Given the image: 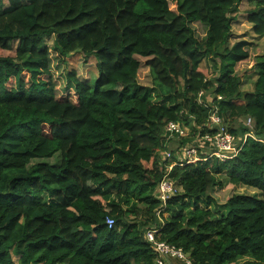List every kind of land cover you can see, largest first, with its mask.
I'll list each match as a JSON object with an SVG mask.
<instances>
[{"label": "trees", "instance_id": "16d2710c", "mask_svg": "<svg viewBox=\"0 0 264 264\" xmlns=\"http://www.w3.org/2000/svg\"><path fill=\"white\" fill-rule=\"evenodd\" d=\"M243 1L264 38V0H0V264H154L150 228L190 264H264L263 143L173 166L180 191L162 224L155 216L170 145L213 137L214 110L236 141L244 117L264 138V42L254 56L246 41L229 44ZM76 52L96 60L92 85L66 69ZM169 122L187 137L163 136ZM55 154L57 165L43 161Z\"/></svg>", "mask_w": 264, "mask_h": 264}, {"label": "built area", "instance_id": "2783aa9c", "mask_svg": "<svg viewBox=\"0 0 264 264\" xmlns=\"http://www.w3.org/2000/svg\"><path fill=\"white\" fill-rule=\"evenodd\" d=\"M248 131L245 134L236 139L229 133L227 124L223 122V119L218 115L217 111L214 110L208 117L206 127L210 129H216V133L213 137L207 134L201 137V145H191L187 144L177 150L174 156L181 157L183 164H193L199 160L198 150L200 149V154L206 159L215 158L221 162H225L233 157H235L244 145L247 139H252L254 141L264 144V138L257 137L253 134L252 119L250 117L246 118L244 122ZM188 128L182 126L178 122H169L164 127V135L169 138H185L188 135ZM161 160L167 162V164L174 159L171 158L169 152L161 153ZM175 166V162L170 165H166L167 171L160 181L156 198L161 202L160 207L156 210L155 216L160 224H162V209L164 208L165 201L169 199L174 194L180 191L179 187L174 185V183L168 180V173ZM106 226L110 229L114 222L112 219L107 218ZM157 228H150L144 231L143 238L146 243L149 244L153 254H154V264H169V260L175 259L180 260L185 264H190V261L186 254L179 248L168 244L166 242L160 241L158 238Z\"/></svg>", "mask_w": 264, "mask_h": 264}, {"label": "rangeland", "instance_id": "374dc122", "mask_svg": "<svg viewBox=\"0 0 264 264\" xmlns=\"http://www.w3.org/2000/svg\"><path fill=\"white\" fill-rule=\"evenodd\" d=\"M24 1V0H22ZM248 5L245 1H243L239 6L237 12L234 14L235 20L232 22L231 25V33H230V39H229V44H233L234 42L237 41H246L249 43L250 47V54L251 56H254L257 54L259 51L263 49V42L264 38H260L256 35H254L252 31V26L250 23L247 22L245 11L248 9ZM198 34L201 36L203 35V32L201 30H198ZM45 42L49 45H51L52 39H45ZM13 47L17 46V43L14 42ZM85 64L83 67L84 70H82L81 66ZM96 60L94 57H90L88 59H85L79 52H76L72 55H69L66 59V69L67 70H75L79 75H85L87 73V76L90 77V84L92 85L97 78V69H96ZM248 64H242L240 68L242 67H247ZM69 68V69H68ZM202 68H205V65L202 64ZM145 77V71L141 72V77ZM256 79V76L254 73H251L245 77L242 78V85H241V91H251L252 89V83ZM112 85L107 86L106 89L111 88ZM210 99V97H207ZM247 117H244L242 120V123L246 121ZM252 126L254 127L253 121H252ZM195 144V143H194ZM191 144V145H194ZM177 142H172L170 145V150H174L177 152L176 148ZM179 148V147H178ZM175 157V166L181 164L180 162L183 161L181 157L174 156ZM41 160H35L33 162H38ZM49 164L52 165H57L60 161V156L59 154H55L53 157L43 160ZM183 164V163H182ZM149 166V165H148ZM227 192H224L223 190H216L215 192L212 193V196L215 198V201L219 204L223 203L226 198H227ZM233 194L237 195H249L252 197H255L257 199H260L261 193L255 189H252L247 186H242V185H237L232 189ZM246 260H249V258H244L239 261V263H242ZM177 264H183L181 262H176Z\"/></svg>", "mask_w": 264, "mask_h": 264}, {"label": "crops", "instance_id": "0c3cea01", "mask_svg": "<svg viewBox=\"0 0 264 264\" xmlns=\"http://www.w3.org/2000/svg\"><path fill=\"white\" fill-rule=\"evenodd\" d=\"M176 262H181V261L180 260H175V259L169 260V264H177ZM181 263H183V262H181ZM183 264H185V263H183Z\"/></svg>", "mask_w": 264, "mask_h": 264}]
</instances>
